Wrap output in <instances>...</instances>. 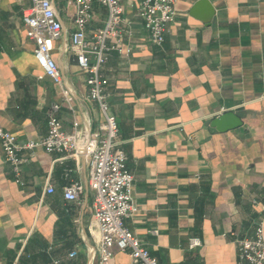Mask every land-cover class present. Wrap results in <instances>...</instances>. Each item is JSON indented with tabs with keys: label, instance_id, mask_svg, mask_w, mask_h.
Here are the masks:
<instances>
[{
	"label": "crops",
	"instance_id": "1",
	"mask_svg": "<svg viewBox=\"0 0 264 264\" xmlns=\"http://www.w3.org/2000/svg\"><path fill=\"white\" fill-rule=\"evenodd\" d=\"M199 1L175 0L157 45L139 0H120L126 23L100 71L133 175L127 227L164 264H236L234 235H251L259 221L264 227V0ZM51 2L62 25L52 47L60 83L42 73L25 35L21 10L30 0H0V126L19 143L47 133L52 103L66 131L76 121L89 132L101 120L70 48L75 6ZM105 16L93 2L87 37ZM226 110L241 124L213 127ZM20 153L27 160L18 183L0 147V264H100L84 155L40 146ZM71 181L82 185L73 200L63 196ZM193 237L200 245L189 246ZM106 264L131 260L116 250Z\"/></svg>",
	"mask_w": 264,
	"mask_h": 264
},
{
	"label": "built area",
	"instance_id": "2",
	"mask_svg": "<svg viewBox=\"0 0 264 264\" xmlns=\"http://www.w3.org/2000/svg\"><path fill=\"white\" fill-rule=\"evenodd\" d=\"M75 6L70 32V48L78 67L85 73L86 96L96 104L101 116L92 131L80 130L73 121L71 131L64 130L52 103L47 112V133L38 140L19 143L16 136L0 126V147L9 163L14 180L21 183L20 170L27 160L21 150L42 147L47 152H60L73 157L83 154L87 161V185L92 192L93 218L98 225L97 254L100 264H106L116 250L127 252L131 264H164L150 254L146 245L127 227L125 218L135 210L132 197L133 175L126 166V154L116 140L117 119L111 112L107 78L100 67L110 49L109 41L121 37V24L126 23L120 0H71ZM96 2L106 10L101 27L86 36L85 24L90 17L91 4ZM175 0H139L138 13L143 19L151 42L161 45L169 23L173 19ZM25 35L32 40L34 58L44 75L61 82V74L52 56L54 40L62 35V25L51 0H30L21 10ZM89 54L94 56L90 62ZM66 99H69L66 97ZM51 191L50 186H46ZM82 185L71 181L63 187L65 199L79 196ZM152 232H156L155 229ZM236 264H264V227L259 221L249 236H236ZM200 245L193 237L189 246ZM72 251L69 255H73ZM57 264V261H54Z\"/></svg>",
	"mask_w": 264,
	"mask_h": 264
},
{
	"label": "water",
	"instance_id": "3",
	"mask_svg": "<svg viewBox=\"0 0 264 264\" xmlns=\"http://www.w3.org/2000/svg\"><path fill=\"white\" fill-rule=\"evenodd\" d=\"M206 0H200L198 4H205ZM241 124L240 118L231 110H226L211 120V125L219 130H227Z\"/></svg>",
	"mask_w": 264,
	"mask_h": 264
}]
</instances>
